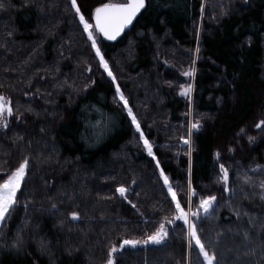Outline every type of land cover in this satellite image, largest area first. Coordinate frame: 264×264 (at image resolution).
<instances>
[{"label":"trees","instance_id":"obj_1","mask_svg":"<svg viewBox=\"0 0 264 264\" xmlns=\"http://www.w3.org/2000/svg\"><path fill=\"white\" fill-rule=\"evenodd\" d=\"M108 2L121 0H76V6L94 25L95 8ZM3 3L0 92L22 119L13 107L15 118L0 138V181L24 158L30 165L19 204L0 225V264H105L111 247L145 239L169 221L165 241L126 246L114 254L115 264H205L195 244L188 245L186 224L175 219L161 170L182 207L191 185L198 212L191 222L219 264H264V201L258 195L264 133L253 123L261 101L256 91L264 93V0H208L192 79L199 127L190 148L182 114L188 103L178 93L189 81L172 88L171 100L154 82L158 58L183 59L184 50L195 48L202 0H146L117 40L96 31L115 81L100 69L71 0ZM115 83L152 144V156L116 99ZM220 165L229 172L227 191ZM120 186L126 199L116 191ZM208 196L216 200L205 214L197 203ZM237 210L254 224L248 216L238 219ZM243 230L255 253L245 255L249 249L238 234ZM18 232L23 243L13 247Z\"/></svg>","mask_w":264,"mask_h":264},{"label":"snow or ice","instance_id":"obj_2","mask_svg":"<svg viewBox=\"0 0 264 264\" xmlns=\"http://www.w3.org/2000/svg\"><path fill=\"white\" fill-rule=\"evenodd\" d=\"M72 6L75 8L76 13L79 15V22L83 25L84 32L87 33V38L91 41V47L95 49L96 56L99 57L100 65L107 70V75L115 81V76L113 73L108 70L109 64L105 59L104 55L101 53V49L97 46V41L93 35V31H98L103 37H106L108 40H115L117 36L129 25L132 23L133 19L137 17V14L141 12L142 9L146 8V0H121V2H108L103 3L100 6L96 7L92 13L91 18L94 20V25L90 24L88 20L85 19V16L80 14V8L76 6V0H71ZM5 4L3 0H0V9H3ZM198 51V49H197ZM185 75H190L189 72L184 73ZM190 91V87L188 89ZM116 95L121 101L124 102V107L127 109L128 116L131 117V122L136 126L137 131L140 130V124L137 121L136 116L133 114L132 109L128 107V101L124 97L123 92L120 89L119 84H116L115 87ZM10 99L6 98L3 95H0V127H7L5 113L12 115ZM264 124V121L261 122ZM261 124H257V127H260ZM199 124L195 123L190 126L189 132L192 128H198ZM140 139L143 141L144 147L147 150L149 156L153 155V146L145 138V135L140 131ZM252 138H250L251 140ZM184 143H190L188 140H185ZM30 161L26 157L24 158L16 167L10 175H7V179H3V182L0 183V225H3L9 217L12 215V212L17 208L19 201L17 198V193L21 192L22 183L26 184L27 173L29 170ZM159 166V161H157ZM222 175L220 177V182L224 185V190H228L229 182V172L224 165H220ZM161 176H163L164 184L168 186V192L171 195L172 200L175 202L176 209V220H182L185 224L188 225L187 236L189 237L188 245L192 247L193 241L195 246L198 248L199 254L203 256V260L206 264H219L216 253L209 252L206 250L205 244L202 242L200 236L198 235V230L196 224L190 221V217H197L198 212L191 211L190 205L191 200L188 201L189 210L185 211V208L181 206V202L177 199V193L173 190L172 185L169 183V178L161 170ZM2 179V177H0ZM248 182V181H246ZM135 183V181H133ZM191 187V185H190ZM261 192L258 193L261 201H264V181L259 185ZM116 191L125 199V193L127 189L124 186H120ZM190 195H194V192H190ZM216 197L208 196L207 198H202L199 201L198 208H202L205 214L213 207ZM131 203V201H129ZM53 208H56V205H52ZM135 207V205H133ZM78 213H71V217L76 219ZM236 216L239 219L242 216H248V223L254 224V219L247 212L237 210ZM25 220V224H27ZM172 223V221H169ZM242 243L245 247L249 249L245 255L255 253V248L251 246L252 236L248 230H243L241 233ZM219 235V234H218ZM168 237V230L165 228L164 224L161 223L159 228L156 229L151 235H148L145 239L133 240V239H123L120 242L119 248L113 246L108 251L107 259L105 264H115L114 254L121 252L126 246L135 248L138 245H148V244H161ZM23 243V237L17 233L16 240L13 244V247H18ZM264 243V242H262ZM3 247V245H0ZM40 247L46 248V242L41 240ZM237 258H239V253H237Z\"/></svg>","mask_w":264,"mask_h":264},{"label":"rangeland","instance_id":"obj_3","mask_svg":"<svg viewBox=\"0 0 264 264\" xmlns=\"http://www.w3.org/2000/svg\"><path fill=\"white\" fill-rule=\"evenodd\" d=\"M207 2H208V0H202L201 14H200V17L197 19V22H196L197 38H196V46H195V48L193 50H190V51L184 50L183 51L184 55L182 53L181 54L183 55V57L184 56H186V57L183 58V59H181V58L180 59L179 58H172V59L168 58L167 59L164 56H161L160 59L158 58L157 61L160 64H159V66H157V68H159L160 75L156 78V80L154 82L155 83V87L157 88V90L162 92L166 96V98H168V100H171V98L173 99V97H172L173 95H172V91H171L172 88L174 86H176V87L180 86L182 83H179V82H182L183 80L189 81V83H187V84L184 83L182 85V87H181L182 89H179V91H178V93L180 92V94L184 96L182 98L185 99L186 104L188 103V111H187V113H185L186 115L184 113H182V114L185 117H187V121H188L187 122V131H188V134H189V138H188L189 142H190V139H191L192 132L195 129H197V128H192L191 132H189L190 126L192 124H195L194 116H193V112H192V79H193V76H194V73H195V64H196L197 60L199 59V54H198V51H197V49H198V41H199V36H200L201 28H202V20H203V17H204V12L206 10L205 6L207 5ZM78 17H79V15H78ZM93 35L95 36L96 41H97V46L99 47V45H98V36H97V32L95 30L93 31ZM90 43H91V41H90ZM93 50H94V53H95V49L94 48H93ZM97 60H98L100 69L106 74V76H108L107 75V70H105L100 65V61H99V57L98 56H97ZM181 66H184V68L181 67ZM182 68L184 69L183 72L181 71ZM90 70H92V67L88 66L87 67V74L90 73ZM186 72H189L190 75H185L184 73H186ZM183 75H184V77L185 76L186 77L184 78ZM182 77H183V79H181ZM109 78L112 80L111 77H109ZM116 84L117 83L114 84L115 87H116ZM189 87H190V91L188 90ZM187 92H188V94H187ZM256 94H257V98L261 99V101L259 103H257L254 106V108H253V111H254V116H253L254 121H253V123L255 124L254 126L256 128H259V127H257V124H261V122L264 121V93L262 92V90L258 89L256 91ZM115 96H116V99L119 101V103L123 106L125 112L127 113V109L124 107V102L121 101L117 95H115ZM124 97L126 98L125 95H124ZM26 99H29V98L27 97ZM13 107L15 108L16 106L13 105ZM128 107H129V105H128ZM15 111L17 113V118H18V121H19V119H22V115H19V113H18L19 111H18L17 108H15ZM15 111H13L14 115H16ZM28 112H31V110L29 109ZM127 116H128V113H127ZM128 118H129V120L131 122V117L128 116ZM131 124H132V122H131ZM132 125H133V128H134V131L138 135L137 137L139 138L140 142L143 144V141L140 139V131L141 130L137 131L136 126L134 124H132ZM261 126H260L261 127V131L264 133V124H261ZM0 133H2V132H0ZM262 135H264V134H262ZM0 138L5 139V136H2V134H0ZM187 145L190 148V143H188ZM143 146H144V144H143ZM161 177L163 179V176H161ZM4 179H7V177L4 178ZM2 182H3V180L0 181V183H2ZM166 187H167V190H168V186L167 185H166ZM190 192H192V190H191V188L189 186L188 187V192H187L186 206L184 208H185V211L189 210L188 201L191 200L190 208H191V211L195 212L196 208H195L194 204L192 203V195H190ZM17 195H18V193H17ZM169 195H170V193H169ZM197 204L196 205L199 206V203H197ZM200 209H201V211L203 213H205L202 208H200ZM191 218L192 217H190V221H191ZM164 226L168 230L172 226V224L169 223V222H165ZM186 226H187V230H188V225L186 224ZM188 240H189V237H188ZM193 244H194V241H193ZM205 264H206V262H205Z\"/></svg>","mask_w":264,"mask_h":264},{"label":"flooded vegetation","instance_id":"obj_4","mask_svg":"<svg viewBox=\"0 0 264 264\" xmlns=\"http://www.w3.org/2000/svg\"><path fill=\"white\" fill-rule=\"evenodd\" d=\"M0 95H3L5 96L6 98L10 99L8 95L4 94V93H1L0 92ZM11 101V99H10ZM11 108H12V115H8L7 113H5V119H6V123H7V127H0V134H2V136H6L8 130L10 129L11 125H12V122L15 118L14 116V112H13V105H12V101H11Z\"/></svg>","mask_w":264,"mask_h":264},{"label":"water","instance_id":"obj_5","mask_svg":"<svg viewBox=\"0 0 264 264\" xmlns=\"http://www.w3.org/2000/svg\"><path fill=\"white\" fill-rule=\"evenodd\" d=\"M142 11V10H141ZM141 13V12H140ZM140 13H138L137 14V17L139 16V14ZM137 17H135L134 19H133V21H132V23L131 24H129L118 36H117V38L115 39V40H117L119 37H121L127 30H129L130 29V27L132 26V24L134 23V21H135V19L137 18ZM102 35V34H101ZM102 37H103V35H102ZM103 38H105L106 40H108L106 37H103ZM115 40H109V41H115Z\"/></svg>","mask_w":264,"mask_h":264}]
</instances>
